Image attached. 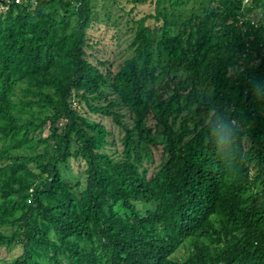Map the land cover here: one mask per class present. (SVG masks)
Wrapping results in <instances>:
<instances>
[{
  "label": "trees",
  "instance_id": "16d2710c",
  "mask_svg": "<svg viewBox=\"0 0 264 264\" xmlns=\"http://www.w3.org/2000/svg\"><path fill=\"white\" fill-rule=\"evenodd\" d=\"M163 1L116 65L98 0L0 8V264H264V0Z\"/></svg>",
  "mask_w": 264,
  "mask_h": 264
},
{
  "label": "rangeland",
  "instance_id": "374dc122",
  "mask_svg": "<svg viewBox=\"0 0 264 264\" xmlns=\"http://www.w3.org/2000/svg\"><path fill=\"white\" fill-rule=\"evenodd\" d=\"M208 0H180L178 6L173 9L170 7V4L167 0L163 1L161 4V10L165 11L168 16L173 17L176 22H181L185 17L193 12H200L203 6L206 5ZM104 0H98L97 2V10L103 12H107V19L104 21L102 16H100L101 22L99 24L100 29L94 32L95 36L101 39V44L97 46V50L103 51L104 55L114 61V65L117 64L120 56L119 53L123 52L124 47L126 46L124 40L127 36L129 37L128 27L131 24V18H139L144 16L147 13L154 12V0H145L143 3L133 2L132 0H113L111 3L106 2V9L103 10L101 4ZM106 22V23H104ZM147 23L157 26L158 23H154L151 20H148ZM159 31L157 28L153 31V37L156 38L159 36ZM115 34L120 37V39L115 38ZM74 100V99H73ZM73 106L77 109V111L90 119L94 120H102V122L106 125V127L110 130L108 134V139L114 141V148L118 151H121V136L122 133L116 128L109 120L108 117H101L100 114H92L88 111L84 102H77L74 100ZM38 107H34V112L39 115ZM192 116V114H190ZM25 116H27L25 114ZM148 123L153 126L155 129V121L149 119ZM42 135L47 134V126L45 129L41 130ZM37 138V136H36ZM39 146V142L35 140L28 145H26V149L36 150ZM160 147L152 149V158L153 161L149 162L147 160L143 161L145 167L154 166L156 163L160 162L162 159L166 157V153H161V145ZM65 174L67 176H72L75 174L74 168L67 167L65 169ZM4 256L10 255L9 252H3ZM186 254V250L184 248H179L175 253L174 257L182 258Z\"/></svg>",
  "mask_w": 264,
  "mask_h": 264
},
{
  "label": "built area",
  "instance_id": "2783aa9c",
  "mask_svg": "<svg viewBox=\"0 0 264 264\" xmlns=\"http://www.w3.org/2000/svg\"><path fill=\"white\" fill-rule=\"evenodd\" d=\"M12 1L20 2V0H2V3H1L0 8H1V9H6V8L8 7V5H9ZM249 1H250V0H243V4H248Z\"/></svg>",
  "mask_w": 264,
  "mask_h": 264
}]
</instances>
